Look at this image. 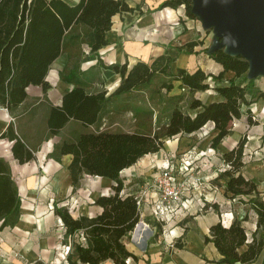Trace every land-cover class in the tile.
<instances>
[{
  "label": "crops",
  "instance_id": "obj_1",
  "mask_svg": "<svg viewBox=\"0 0 264 264\" xmlns=\"http://www.w3.org/2000/svg\"><path fill=\"white\" fill-rule=\"evenodd\" d=\"M76 1L72 0L70 3L74 4ZM125 1L132 10L118 12L111 17L110 28L105 33L106 44L96 52L86 50L82 55L77 79L86 92L104 91V96L107 97L114 91L121 76L107 68L108 65L126 62L127 69H130L137 62L150 64L159 55L173 59L169 64L172 73H176L178 68L192 71L197 67L214 74L221 71V66L207 51L216 37L200 19L186 16L183 5L172 8L160 7L164 0ZM190 42L197 44L187 47ZM66 61L67 56L62 53L51 63L45 77L49 84L46 90H42L40 85L27 86L26 97L14 113L9 114L5 108L0 107V134L12 122L21 140L34 149L32 160L19 163L12 155V141L0 138V157L10 166L20 202L17 222L11 227L0 228V264L62 262L64 249L68 247L69 250L71 247L70 234L60 226V219L54 213V205L65 201L70 204L67 209L73 216H93L100 211V207L94 203L95 199L99 195L112 193L113 180L91 175H84L73 189L67 170L71 154H62L59 159L50 155L54 146L63 140H74L82 132L107 130L97 129L101 125L103 109L90 125L69 119L56 134L49 135V108L60 106L62 96L74 86V83L59 78V71ZM233 75L232 71H225L222 80L215 82L211 90L209 88L193 92L183 87L178 88L179 82L172 80L173 87L170 91L186 89L190 98H197L202 103L217 101L220 97L215 94L213 87L227 84ZM235 82L245 87L246 99L251 102L244 108L256 115L255 125L247 124L245 129L231 127L230 132L215 148L210 146V142L216 130L212 129L211 124L205 125L210 128V134L199 144L192 146L187 153L189 158L194 156L193 164L196 168L190 167L191 170L179 172L182 174L179 179L176 174L177 180L192 183L194 187L189 190L190 193H183V197L187 198H179L177 205L180 208L171 219L165 223L155 221L151 201L154 200L152 183L159 168L170 160V157H165L170 153L166 152L167 148L173 146L171 139L174 136L165 138L163 147L157 152L143 155L120 171L119 177L123 183L121 194L134 196L145 191V203L139 209V221L129 233V240H125L126 249L134 258L128 257L124 264H221L218 262L221 255L213 243L205 241L213 223L219 221L227 226L234 218L246 217L242 220V225L247 241L259 233L260 229H256L255 211L246 202L242 203L241 198L225 195V179L218 177L224 166L221 155L233 148L239 138L245 135L240 172L256 184L258 194L264 200V74L251 77L246 71L235 77ZM133 90L135 88L127 93ZM203 94L205 98L202 97ZM112 98L114 97L109 102H112ZM127 106L130 105H121L118 113L122 116L128 113L129 120L135 123L136 118L133 117L131 108L125 109ZM192 110L194 113L197 111ZM135 129L136 126L110 131ZM199 131L186 135L197 134ZM180 144L185 148L183 143ZM245 247L243 245L240 250ZM263 257L264 249L253 261L236 264H262ZM100 264L114 262L106 259Z\"/></svg>",
  "mask_w": 264,
  "mask_h": 264
},
{
  "label": "trees",
  "instance_id": "obj_2",
  "mask_svg": "<svg viewBox=\"0 0 264 264\" xmlns=\"http://www.w3.org/2000/svg\"><path fill=\"white\" fill-rule=\"evenodd\" d=\"M179 5L184 6L186 16L196 17L191 12V0H164L160 7L176 8ZM130 10L132 8L125 0H77L74 4L67 0H0V107L12 114L25 99L27 86L40 85L46 90L49 84L45 77L51 63L62 53L67 56L59 78L74 83V86L62 96L60 106L49 108V135L56 134L69 119L83 125L94 123L111 97L148 84L160 74L170 78L161 83V88L170 91L171 81L176 80L190 92L212 88L210 80L212 83L221 81L225 71L234 74L227 84L213 87L219 100L202 103L191 98L188 107L197 110L193 114L182 110L178 104L181 97H172L167 118L157 127L151 123V111L132 109L136 118L133 131L82 132L74 140H63L54 146L50 155L56 159L62 154H71L67 170L73 189L84 175L107 177L114 182L111 194L95 199L100 211L93 216H73L67 207L54 205V213L64 231L70 234L71 247L66 255L69 264H100L106 259L114 264H124L128 257L134 258L125 247V239L139 221L140 211L133 195L120 193L123 183L119 173L122 169L143 155L160 150L165 138L190 134L211 124L216 134L211 138L210 146L215 148L230 132L231 122L244 112L247 124H254L249 109L243 111V106L251 102L246 99L245 87L235 82V77L247 71L249 63L241 55L229 54L224 49L208 52L222 68L217 74L200 67L192 71L178 68L172 73L169 64L173 59L159 55L150 64L137 62L130 69L126 62L108 65L107 68L121 76L114 91L107 97L104 91L86 92L77 79L82 55L86 50L96 52L106 44L105 33L110 28L111 17ZM196 44L190 42L187 47ZM138 115L143 118L137 120ZM0 138L12 141V155L19 163L34 158V149L21 140L12 122ZM245 142L246 137L242 135L233 148L221 155L224 169L218 177L225 179L224 194L230 197L258 195L256 184L240 172ZM244 202L256 213L259 236L253 235L247 241L242 225L246 217L234 218L227 226L219 221L213 223L205 241L213 243L221 255L218 260L221 264L251 262L264 249V200L255 197ZM19 204L10 166L0 157V228L11 227L17 222ZM243 245L245 249L240 250Z\"/></svg>",
  "mask_w": 264,
  "mask_h": 264
},
{
  "label": "rangeland",
  "instance_id": "obj_3",
  "mask_svg": "<svg viewBox=\"0 0 264 264\" xmlns=\"http://www.w3.org/2000/svg\"><path fill=\"white\" fill-rule=\"evenodd\" d=\"M67 1L72 2V0H67ZM208 30L211 32L212 28H209ZM169 80H170L169 76L157 75L148 84L139 86V87L135 88V90H133L130 93H122V94L112 98V102H109L106 106V109L102 112L101 125L99 127H97V129L100 128V129H107V130H122V129H132L133 127H135L136 121L134 123L132 120H129V116H128L129 114L128 113H126L125 116H122L118 113L121 105L122 106L123 105H130L131 110L135 109V110H149V111H151V113H152V122L151 123H152L153 127H157V126H159L165 122L167 115H168V112H169V109L172 106V101H171L172 97L173 98L181 97V100H179L178 104L180 105L182 110L189 113V114H193L194 110H192L188 107V102L191 98H190V95L187 93L186 89L180 90L178 92L176 89H174L173 91L167 92L165 90V88H161V86H160L161 83L169 81ZM213 84L214 83H212V81L210 80L211 87ZM178 88H181L180 84H178ZM210 90H211V88H210ZM173 93H175V94H173ZM202 97L205 98L204 94L202 95ZM244 107L245 106H243V111L245 109ZM132 115H133V117L135 116V113L133 111H132ZM246 116L247 115L244 112L239 119H236L233 122H231V127L234 129H245L246 125H247ZM142 118L143 117L141 115L137 116V120L142 119ZM255 118H256V115L252 114V120H254ZM253 125H255V124H253ZM209 132H210V128L208 126H205L197 134H193L190 136H187V135L174 136L171 139V143L173 144V146L170 148H167L166 153H168V152H170V153L167 154L166 155L167 157H165V158L170 157L169 162L180 164L181 163L180 158L183 155H186L187 153H189L190 148L192 146L199 144L203 138L208 136L210 134ZM244 132H246V131H244ZM180 143H183L185 148H182ZM183 149H184V151H183ZM194 159H195L194 156L189 158V161H190L189 169H190V167H191V169L196 168V167H194V164H193ZM161 167L159 169H161ZM156 169H158L157 166H156ZM223 169H224V166L222 167V170ZM176 174L178 175V176L176 175L178 179L180 178V176H182V174H179V171H177ZM180 181H182V180H180ZM184 183H185V187L182 190V194L180 195V199H182V200L187 198V197H183V193L185 191H188V193H190L189 190L192 187H194L192 185V183L189 184V182H188V184H187L185 181H184ZM202 193H204V192H202ZM185 195H187V194H185ZM202 197H204V196L202 195ZM255 197L263 200L261 195L258 194L256 196L254 193L249 194L247 196H242L241 200L243 203L247 199L255 198ZM246 204L249 205L248 203H246ZM57 205L62 206V207H67V206L70 207V204H68L65 201L64 202L62 201L61 203H58ZM178 208H180V206ZM258 236H259V233L257 234L256 237H258ZM129 238H130V236L127 237L125 240L128 241Z\"/></svg>",
  "mask_w": 264,
  "mask_h": 264
},
{
  "label": "water",
  "instance_id": "obj_4",
  "mask_svg": "<svg viewBox=\"0 0 264 264\" xmlns=\"http://www.w3.org/2000/svg\"><path fill=\"white\" fill-rule=\"evenodd\" d=\"M191 12L216 37L208 52L239 54L249 76L264 74V0H191Z\"/></svg>",
  "mask_w": 264,
  "mask_h": 264
},
{
  "label": "built area",
  "instance_id": "obj_5",
  "mask_svg": "<svg viewBox=\"0 0 264 264\" xmlns=\"http://www.w3.org/2000/svg\"><path fill=\"white\" fill-rule=\"evenodd\" d=\"M180 160V164L168 162L166 165L162 166L158 174L155 176L154 183L152 184L154 200L151 201V212L155 221L160 223H165L176 215L179 207L177 202L182 194V190L185 187V183L183 180H177L176 172H186L189 170L190 166L189 156H187V154L183 155ZM134 198L138 208L140 209L145 203V191H140L135 194ZM60 226H62L61 221ZM67 252L68 247L63 251V261L54 264H69L66 260Z\"/></svg>",
  "mask_w": 264,
  "mask_h": 264
}]
</instances>
